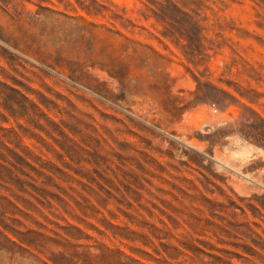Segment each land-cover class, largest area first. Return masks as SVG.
<instances>
[{"label": "rangeland", "instance_id": "1", "mask_svg": "<svg viewBox=\"0 0 264 264\" xmlns=\"http://www.w3.org/2000/svg\"><path fill=\"white\" fill-rule=\"evenodd\" d=\"M0 264H264V0H0Z\"/></svg>", "mask_w": 264, "mask_h": 264}]
</instances>
